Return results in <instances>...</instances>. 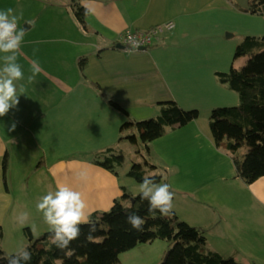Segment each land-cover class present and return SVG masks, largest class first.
I'll use <instances>...</instances> for the list:
<instances>
[{"label": "crops", "instance_id": "obj_1", "mask_svg": "<svg viewBox=\"0 0 264 264\" xmlns=\"http://www.w3.org/2000/svg\"><path fill=\"white\" fill-rule=\"evenodd\" d=\"M26 1L0 0V11L12 8L25 30L17 62L25 74L18 83L26 90L0 117V207L6 214L24 203L36 206L49 185L98 193L97 185L105 184L101 169L88 162L82 171L83 161L69 159L127 140H118L126 116L110 106L95 82L132 118L155 115L159 101L169 98L197 108V119L152 140L149 161L165 165L171 190L186 195L189 207L202 210L195 205L198 197L212 206L211 220L190 223L208 231L219 226L220 242L233 243L246 256L247 241L250 246L264 241V175L252 183L238 176L231 152L213 141L205 119L214 107L236 103V94L215 71L230 68L236 41L264 31L263 16L247 10L250 0H76L88 8L85 25L72 10L74 0H42L30 12ZM168 21L174 25L147 47L129 54L121 46L125 29L146 30ZM80 57H85V76ZM34 59L41 71L29 84ZM69 166L78 174L71 182L65 176ZM21 233V245L41 234L25 227Z\"/></svg>", "mask_w": 264, "mask_h": 264}, {"label": "trees", "instance_id": "obj_2", "mask_svg": "<svg viewBox=\"0 0 264 264\" xmlns=\"http://www.w3.org/2000/svg\"><path fill=\"white\" fill-rule=\"evenodd\" d=\"M72 10L82 25L88 8L74 0ZM258 13L264 19V0H250L247 8ZM246 55L240 66L231 65L228 70H216V79L225 86L238 92L236 104L218 105L209 116L210 134L217 145L231 152L237 175L246 182H253L264 175V31L260 34L247 33L237 43L235 57ZM81 74L85 76V57L78 59ZM94 87L106 97L110 106L126 116L119 128V139L127 138L136 144L144 160H133L128 173L141 180L146 174L145 164L155 169V163L149 161L152 153L151 142L163 135L168 129H174L197 119V108H185L175 99H163L158 103L155 115L144 118H132L127 108L102 90L99 83ZM243 144L244 152H239ZM144 150V151H142ZM109 152V153H107ZM105 158L96 159L103 167L113 169L124 157V150L117 145L102 150ZM41 161V159H40ZM6 154L2 166L5 171ZM156 173V172H154ZM162 173H156V181ZM131 204V207L129 206ZM136 212L144 220L143 230L136 231L126 222V215ZM90 219L95 223V231L89 236V226L81 225V235L72 241L69 250L61 251L50 244L49 229L41 234L28 237L29 250L32 253L30 264H121L119 253L129 249L140 241L164 238L170 242L162 260L156 264H243L233 255H224L208 244L206 228L183 219L173 209L169 216L158 211H149L147 200L139 193L124 188L122 198H114L109 209H94ZM4 230L0 224V257L14 252H6L2 247ZM0 264L6 261L0 259Z\"/></svg>", "mask_w": 264, "mask_h": 264}, {"label": "rangeland", "instance_id": "obj_3", "mask_svg": "<svg viewBox=\"0 0 264 264\" xmlns=\"http://www.w3.org/2000/svg\"><path fill=\"white\" fill-rule=\"evenodd\" d=\"M41 2L42 0H27L26 3L28 4L27 6L28 12H30L32 9L36 7H39ZM19 25L21 24L19 23ZM239 41H236V45ZM236 45L234 47V52L232 55V57L234 58V59L232 58V64L235 66H240L245 62L247 56L240 55V56L235 57ZM233 91L237 96V98L235 97L236 103H238L239 101L238 92L236 90H233ZM210 114L205 115V119H207L208 125H209ZM118 140H120L119 137H118ZM115 144L120 146L124 150V157H123V160L120 163L116 164V166L113 169L103 167L96 160V159H101L103 157L105 158V155L102 154V150H104L106 147H100L101 149H94L93 151H91L90 149L89 151H85L82 153H76V154L72 153L69 155V159L77 158L79 161H83V166L81 168L82 171H84L87 168L88 162L92 163L91 167H98L99 169L102 170L100 173V177L104 179L105 184L101 183L97 185L98 193H90L89 191L87 193L81 192L88 205L89 212L93 209H96L95 207H98L101 210L109 209L114 198H122V193L124 191V188L133 192L134 194L139 193V185L141 183V180H138L136 177L129 174L128 170L131 167L132 161L134 159L143 161L144 158L140 154V152H136L135 150L136 144L131 142L129 139L125 140L123 143H120V144L115 143ZM246 149H247V145L243 144L241 148L239 149V152H244ZM81 158L83 159L86 158V160H83ZM60 160L63 163H66V162L70 163L67 157H60ZM145 167H146V174H151L154 172L162 173V178L159 181H157L158 183L170 184L167 178L166 167L163 163H160V165L157 166V168L155 169L148 168L147 164H145ZM65 168H67V166ZM68 169L69 170H67V174L65 176H67L68 178L67 182H71V178L73 176H77L78 174L72 175L74 172H76V169L72 168L71 166H69ZM60 171L64 172L63 169H61ZM70 171L72 174L70 173ZM82 176H83V173H82ZM247 183H252V182H247ZM173 192L175 193V197L173 201L174 203L173 209L176 210V212L178 213L180 217H182L183 219L189 222L190 221L197 222V220L203 217L204 218L206 217L205 219L207 221L211 220L210 213H214L213 208L209 204H206V203L204 204L202 199H200L201 197H198L199 202H196L195 205L197 206L201 205L202 210H200L196 206L195 207L193 206L192 208L189 207L188 206L189 200L187 199L186 195H181L175 190H173ZM27 193L30 195L34 194L33 192H27ZM15 194L18 195L20 194V192H17ZM10 211H11L10 213L6 214L5 208L2 206L0 207V224L2 225L3 230H4L2 247L8 253L12 251H16L18 247L21 245V242H20V240L22 239L21 236L24 235L23 233H21V231L22 229H24V227L26 231L29 233L31 230L40 231L42 233L46 229H49V226L43 220L42 214L36 210L35 205L24 203L23 207H12ZM21 212L28 213V220L23 225L20 224L17 220V216ZM12 214H17V215L14 216ZM218 229H219V226H216L215 228L209 231L208 229L206 230L208 244L210 247L214 246L212 248L216 250L222 249V252L224 255H229V254L234 255V257L240 260L243 264H255V263L260 264L261 259L264 260V241H261L260 239H258L254 241L252 246H250V243L247 241L244 244V248L248 252L247 256L242 255L241 249H239L233 243L224 244L220 242V237L217 234ZM27 243H28V239L26 241V244ZM169 245H170V242L164 238H155L151 241H140L133 247L121 251L119 253V258H120L121 264H156L162 260L165 254V251L167 250Z\"/></svg>", "mask_w": 264, "mask_h": 264}, {"label": "clouds", "instance_id": "obj_4", "mask_svg": "<svg viewBox=\"0 0 264 264\" xmlns=\"http://www.w3.org/2000/svg\"><path fill=\"white\" fill-rule=\"evenodd\" d=\"M20 19L21 16L12 8L0 11V53L4 54L3 65L0 66V117L7 115L19 104V97L26 90L25 84L18 83L25 80L24 71L17 62L25 37V30L19 25ZM127 42L130 45L129 54L135 52L141 43L131 34ZM40 71L39 62L32 60L27 83H33ZM155 177L156 173H151L142 179L139 194L142 200L148 201L149 211L169 216L174 208L175 193L170 184L158 183ZM36 210L49 226L50 244L61 251L69 250V254L72 241L78 240L81 235V225L89 226L88 239H91V232L95 231V223L90 219L91 212L88 211L82 193L67 184L57 185L55 189L49 185L47 193L37 201ZM17 220L23 225L28 220V213H19ZM126 222L136 231L143 230L145 224V220L136 212L126 215ZM0 259L5 260L6 264H30L32 253L27 245H20L14 253Z\"/></svg>", "mask_w": 264, "mask_h": 264}, {"label": "built area", "instance_id": "obj_5", "mask_svg": "<svg viewBox=\"0 0 264 264\" xmlns=\"http://www.w3.org/2000/svg\"><path fill=\"white\" fill-rule=\"evenodd\" d=\"M174 25L172 21H168L163 24H157L153 25L150 28L146 30H133L130 28L125 29V31L122 32L120 37V44L125 50H129V43L127 42V37L129 34H131L133 37H135L137 40H139L141 47H147L148 45L152 44L156 37L166 28H171Z\"/></svg>", "mask_w": 264, "mask_h": 264}, {"label": "water", "instance_id": "obj_6", "mask_svg": "<svg viewBox=\"0 0 264 264\" xmlns=\"http://www.w3.org/2000/svg\"><path fill=\"white\" fill-rule=\"evenodd\" d=\"M122 46V45H121ZM141 48H145V47H141Z\"/></svg>", "mask_w": 264, "mask_h": 264}]
</instances>
